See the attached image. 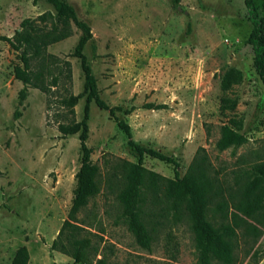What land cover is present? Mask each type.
I'll list each match as a JSON object with an SVG mask.
<instances>
[{
	"label": "rangeland",
	"instance_id": "374dc122",
	"mask_svg": "<svg viewBox=\"0 0 264 264\" xmlns=\"http://www.w3.org/2000/svg\"><path fill=\"white\" fill-rule=\"evenodd\" d=\"M252 1L264 28V3ZM66 3L90 30L91 39L82 53L99 98L108 107H134L127 115L116 112L117 120L129 126L136 144L172 157L178 177L199 151L197 157L208 164V178L227 201L225 222L230 223L233 210L227 194L244 188L254 176L253 167L264 162V88L246 43L251 24L244 0H180L175 7L168 0ZM43 13L54 15L47 0H0V37H12L23 20ZM80 36L71 24L70 37L46 48L59 60V68L67 62L70 71L69 82L59 77L47 93L13 78V67L20 65L19 52L0 40V264H10L22 246L28 252L27 264H74L50 245L67 218L80 165L78 134L58 131L59 125L83 117L84 97L77 100L73 114L64 104L69 95L82 93L83 76L72 57ZM229 68L238 70L242 81L222 93L219 79ZM51 70L55 76L57 71ZM225 96L237 98V106L221 116L218 106ZM148 103L165 109L141 108ZM229 118L240 121L239 133L246 142L219 152L215 148L219 128ZM86 126L85 144L99 169L100 191L75 221L86 230L80 236L97 250L92 264L98 259L105 264H198L187 219L174 214L162 198L141 206L152 241L148 250L136 245L115 199L116 180L110 184L107 178L118 160L136 163L137 157L115 121L92 102ZM141 164L164 178L175 176L172 165L146 155ZM213 208L214 203L208 216L213 214L217 222ZM238 215L260 232L255 238L236 229L238 262L252 264L247 256L264 250V227ZM258 264H264V258Z\"/></svg>",
	"mask_w": 264,
	"mask_h": 264
},
{
	"label": "trees",
	"instance_id": "16d2710c",
	"mask_svg": "<svg viewBox=\"0 0 264 264\" xmlns=\"http://www.w3.org/2000/svg\"><path fill=\"white\" fill-rule=\"evenodd\" d=\"M168 1L174 7L180 2V0ZM47 2L54 10V15L43 13L34 20L25 19L19 24V30L15 31L12 37H0V40L19 52L20 65L13 67V78L24 86L47 93L52 87L57 86L59 77L69 82L70 71L67 62H63L64 67L59 68V60L47 54L46 48L70 37L71 24L81 31L72 57L78 60L83 76L82 93L76 96L69 95L64 104L69 108L70 114H73V107L77 100L84 97L83 117L80 122L58 126V131L62 135L78 134L80 165L74 175L75 187L67 218L63 221L56 238L52 240L50 248L71 258L74 264H92L91 257L97 251L88 238L80 236L81 232L86 230L75 221V216L80 209L84 208L88 201L100 191L99 169L91 162V150L85 144L86 121L89 104L92 102L97 109L106 112L108 117L115 121L116 127L126 138L127 147L137 157L136 163L118 160L112 166V171L107 178L110 184L116 180L118 188H114L116 189L115 199L119 204L125 227L136 245L148 250L152 241L141 206L147 200L153 204L162 198L174 214L179 216L178 214L181 213L187 219L193 235L198 264H241L235 254L238 247L236 229H241L243 235H251L255 238L260 235V232L255 226L247 224L238 214L264 227V162L253 167L254 176L244 188H237L234 194H227L233 213L230 216V223H226L227 201L222 195L221 188H214L213 180L208 178L206 159L197 157L198 151L185 174L178 177L176 172L178 164L172 157L136 144L131 139L129 126L124 121L117 120L115 115L116 112L127 115L135 108L122 110L120 107H108L98 96L95 79L82 53L84 45L91 39L89 28L76 19L74 11L67 5L66 0H47ZM262 2L264 3V0ZM244 6L251 24L246 43L250 46L253 55L254 72L264 88L263 21L252 0H244ZM52 68L57 71L55 76H51ZM46 77H50L48 83H45ZM241 81V73L229 68L220 76L219 89L222 93H228ZM19 97H23V92H19ZM236 106L237 98L225 96L220 99L218 112L221 116H226L227 112H233ZM141 108L157 111L165 109V106L148 103ZM240 127V121L235 118H229L228 123L222 124L215 143L216 150L222 152L228 148L242 146L246 139L239 133ZM144 155L172 165L174 178H164L146 170L141 164ZM213 203L212 211L218 214L217 222L213 221V214L208 216L209 206ZM247 258L252 264H258L264 258V250L261 252L255 250ZM27 262L28 252L22 246L16 249L10 264H27ZM94 264H105V262L103 259H98Z\"/></svg>",
	"mask_w": 264,
	"mask_h": 264
}]
</instances>
